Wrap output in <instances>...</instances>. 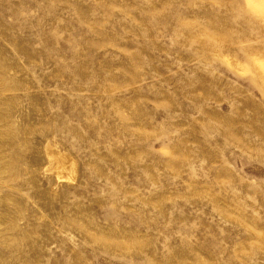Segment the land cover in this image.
<instances>
[{
  "label": "rangeland",
  "instance_id": "374dc122",
  "mask_svg": "<svg viewBox=\"0 0 264 264\" xmlns=\"http://www.w3.org/2000/svg\"><path fill=\"white\" fill-rule=\"evenodd\" d=\"M0 264H264V0H0Z\"/></svg>",
  "mask_w": 264,
  "mask_h": 264
},
{
  "label": "bare ground",
  "instance_id": "6f19581e",
  "mask_svg": "<svg viewBox=\"0 0 264 264\" xmlns=\"http://www.w3.org/2000/svg\"><path fill=\"white\" fill-rule=\"evenodd\" d=\"M45 152L49 160L47 171L52 173L55 180L74 183L77 181L78 163L70 153L60 150V148L55 145L52 146V144L46 145Z\"/></svg>",
  "mask_w": 264,
  "mask_h": 264
}]
</instances>
